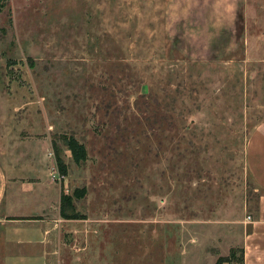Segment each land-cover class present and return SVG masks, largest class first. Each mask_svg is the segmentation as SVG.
<instances>
[{
    "label": "rangeland",
    "instance_id": "obj_1",
    "mask_svg": "<svg viewBox=\"0 0 264 264\" xmlns=\"http://www.w3.org/2000/svg\"><path fill=\"white\" fill-rule=\"evenodd\" d=\"M0 6V161L86 188L54 264H209L261 192L264 0Z\"/></svg>",
    "mask_w": 264,
    "mask_h": 264
},
{
    "label": "crops",
    "instance_id": "obj_2",
    "mask_svg": "<svg viewBox=\"0 0 264 264\" xmlns=\"http://www.w3.org/2000/svg\"><path fill=\"white\" fill-rule=\"evenodd\" d=\"M245 161L261 191L258 201L237 220L236 234L212 244L209 264L231 251L222 264H264V119L247 140ZM30 177L0 161V264H54L63 256L62 189L47 176Z\"/></svg>",
    "mask_w": 264,
    "mask_h": 264
},
{
    "label": "trees",
    "instance_id": "obj_3",
    "mask_svg": "<svg viewBox=\"0 0 264 264\" xmlns=\"http://www.w3.org/2000/svg\"><path fill=\"white\" fill-rule=\"evenodd\" d=\"M2 10V7L0 6V11ZM66 140V146L68 147L72 159L75 163H80L82 161H85L87 159V152L85 146L80 143L75 137L68 136L65 137ZM86 194V188L82 187H76L73 189L71 194H67L62 192L61 193V203H60V214L64 217L63 214V208L65 204H70L72 197L76 199L82 198ZM234 256V252L231 251L229 256L225 257H218L216 262L214 264H222L223 262H228L232 259Z\"/></svg>",
    "mask_w": 264,
    "mask_h": 264
},
{
    "label": "built area",
    "instance_id": "obj_4",
    "mask_svg": "<svg viewBox=\"0 0 264 264\" xmlns=\"http://www.w3.org/2000/svg\"><path fill=\"white\" fill-rule=\"evenodd\" d=\"M247 218H249V216H247Z\"/></svg>",
    "mask_w": 264,
    "mask_h": 264
}]
</instances>
